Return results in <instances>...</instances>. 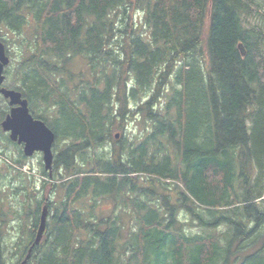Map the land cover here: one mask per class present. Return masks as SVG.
Masks as SVG:
<instances>
[{
    "label": "trees",
    "instance_id": "16d2710c",
    "mask_svg": "<svg viewBox=\"0 0 264 264\" xmlns=\"http://www.w3.org/2000/svg\"><path fill=\"white\" fill-rule=\"evenodd\" d=\"M129 7L148 38L123 26ZM3 26L25 54L16 90L56 136L42 174L63 198L32 193L22 214L0 196V264L16 220L13 264H264V0H0ZM136 113L142 137L113 136Z\"/></svg>",
    "mask_w": 264,
    "mask_h": 264
},
{
    "label": "rangeland",
    "instance_id": "374dc122",
    "mask_svg": "<svg viewBox=\"0 0 264 264\" xmlns=\"http://www.w3.org/2000/svg\"><path fill=\"white\" fill-rule=\"evenodd\" d=\"M116 23L117 26H122L120 15H117ZM127 24H131L133 27V30L139 34V32H142L144 34H140L141 38H148L146 34V26H141V16H138V13L135 11L134 8L129 7L125 16V23L123 26H126ZM1 34L6 39L4 41L8 54L11 58V65L6 69V82L5 86L12 89L18 88V82H19V65L23 61V56H25L24 52L22 51V48L17 43V34L12 33L9 31L7 27H0ZM149 34V31H147ZM116 36H114L115 38ZM113 38V39H114ZM205 38V37H204ZM115 42L113 44H109V47L115 46L118 42L122 43V40L115 39ZM204 48L205 44H202ZM204 56H206V52L204 49ZM71 69H73L75 72H88V66L82 59H75L72 61ZM101 69V68H100ZM88 75V79L92 80L93 76L90 74ZM125 79V78H124ZM153 93H155L153 91ZM152 95V94H151ZM166 100V97L164 95H159L157 101L161 103H155V108L159 109ZM159 106V107H158ZM11 106L9 105L8 101H6L3 97L0 96V124L2 122L3 113L6 112V114L9 113ZM42 113H44L46 116L51 115L52 109L47 110L45 106L40 107ZM134 111V109H132ZM5 114V116H6ZM131 119H127L124 123H121V127L123 129H120L118 126L116 127L115 131L113 132V136L116 133H120L121 135L130 139H135V137H142L143 134V128L142 125L137 121V113L133 115V117H130ZM150 124L147 123L148 130L150 129ZM9 136L4 133L2 130H0V196L3 197L6 196V199L8 198V206L6 207V211L12 210H19L22 211V214L24 213L25 207H28V205L32 208H34L36 202L32 197H29L30 194L36 196L37 201H41L43 198L48 199L51 203H58L63 198V194L61 192H58L53 189L52 183H45L44 180L45 177L43 176L42 172L45 170L44 168V162H43V155L42 154H35L32 157H26L23 153V148L17 144L9 143L8 139ZM107 148L105 149V153L111 152V148L113 146V140L108 142ZM116 145V144H115ZM118 145H116L117 147ZM4 152V153H2ZM21 152L24 155V158L21 159V162H23V165L15 164L14 160H18L21 158ZM57 153V152H56ZM146 180V182H145ZM142 185H148V180L144 179L142 181ZM157 187L158 191H161L162 188L157 184L155 185ZM172 188V186H171ZM170 190V188H169ZM172 190V189H171ZM18 192V193H17ZM167 192V191H166ZM170 192V191H169ZM19 194V195H17ZM31 198V200L29 199ZM159 204L162 205V201H158ZM100 206L102 207L101 211L104 216H110L118 211V207H114L113 202L109 201L106 203H100ZM116 208V209H115ZM53 211V209H51ZM182 222H185L187 224L186 232L192 233L194 235L201 234L202 236L204 233H209V231L204 230L200 226V222L193 218V216H188L185 213L182 214ZM123 222L125 224L126 231H128V227H131L133 224V217H130L128 215L124 216ZM18 221L11 222L8 224L9 226L5 228V245L10 246L9 249H7L6 256L9 258L7 264H13L15 258L13 255H11L14 251L12 246L19 242L21 234L18 228ZM20 224V223H19ZM196 226V227H195ZM14 227V230H11V228ZM124 231V233H126ZM7 261V259H6Z\"/></svg>",
    "mask_w": 264,
    "mask_h": 264
},
{
    "label": "water",
    "instance_id": "95a60500",
    "mask_svg": "<svg viewBox=\"0 0 264 264\" xmlns=\"http://www.w3.org/2000/svg\"><path fill=\"white\" fill-rule=\"evenodd\" d=\"M9 64L10 58L7 55L6 47L0 41V96L7 99L11 106L10 113L1 123V127L4 132L9 133V138L12 142L23 145L26 157H32L35 153H42L45 170L51 171L54 163L53 147L55 134L43 121L33 117L30 112L29 102L20 91L8 89L4 86L6 80L4 70ZM118 137L119 135L117 134L116 138ZM47 217L48 209L45 206L37 232L36 245L40 244L43 240ZM30 256L29 254L27 259Z\"/></svg>",
    "mask_w": 264,
    "mask_h": 264
},
{
    "label": "bare ground",
    "instance_id": "6f19581e",
    "mask_svg": "<svg viewBox=\"0 0 264 264\" xmlns=\"http://www.w3.org/2000/svg\"><path fill=\"white\" fill-rule=\"evenodd\" d=\"M237 1V0H236ZM242 6H244V5H242ZM201 8V7H200ZM240 10V9H239ZM223 11V10H222ZM237 21V20H236ZM246 24H248V23H246ZM242 25V24H241ZM261 33V32H260ZM256 35V34H255ZM259 39V38H258ZM238 40V39H237ZM248 40V39H247ZM252 40V39H251ZM2 42V41H1ZM4 45H5V43L4 42H2ZM249 44V43H248ZM253 45V44H252ZM256 45V44H255ZM255 45H253V46H255ZM246 46V45H245ZM5 47H6V45H5ZM243 47V46H242ZM257 47V46H256ZM250 48V47H249ZM251 49H253V47L251 48ZM257 50V49H256ZM6 51H7V47H6ZM248 52H249V49H248ZM241 53H242V51H241ZM244 53V52H243ZM7 55L9 56V54H8V51H7ZM251 55V54H250ZM9 58H10V56H9ZM248 58V57H247ZM247 60V59H246ZM11 65V58H10V64L8 65V66H6L5 67V70H4V75H5V77H6V69L9 67ZM251 70V69H250ZM245 75V74H244ZM247 77V76H246ZM7 78V77H6ZM257 79V78H256ZM256 81V80H255ZM254 82V81H253ZM258 83V82H257ZM245 84V83H244ZM259 84V83H258ZM249 88V87H248ZM257 88H258V86H257ZM261 91V90H260ZM255 92V91H254ZM256 93V92H255ZM263 94V93H262ZM261 95V94H260ZM254 96V95H253ZM261 97V96H260ZM260 97H258V98H260ZM260 100V99H259ZM262 100H263V98H262ZM263 102V101H262ZM255 103V102H254ZM260 105V104H259ZM258 111H260V110H258ZM42 121V120H41ZM44 122V121H43ZM45 123V122H44ZM46 124V123H45ZM249 125V124H248ZM46 126L52 131V129L46 124ZM53 132V131H52ZM54 133V132H53ZM258 133V132H257ZM256 139V138H255ZM262 139V138H261ZM55 141H56V136H55ZM247 141V140H246ZM252 141V140H251ZM55 144V143H54ZM22 148H23V145H20ZM46 172H48L49 173V175H50V177H52L53 176V168H52V170L51 171H48V170H45ZM234 197V196H233ZM254 200V199H253ZM176 239H177V237H176ZM179 241V240H178ZM179 243V242H178ZM174 247V246H173ZM206 247V246H205ZM140 249H141V247H140ZM141 251V250H140ZM208 251V250H207ZM146 253H148V252H146ZM134 254V253H133ZM139 253H137V255H138ZM158 254V253H157ZM180 255V254H179ZM139 257V256H138ZM156 257V256H155ZM181 258V257H180ZM148 259V258H147ZM179 259V258H178ZM200 260V259H199ZM106 261V260H105ZM163 261V260H162ZM179 261V260H178ZM202 261V260H201ZM153 264V263H152Z\"/></svg>",
    "mask_w": 264,
    "mask_h": 264
},
{
    "label": "flooded vegetation",
    "instance_id": "af4514ba",
    "mask_svg": "<svg viewBox=\"0 0 264 264\" xmlns=\"http://www.w3.org/2000/svg\"><path fill=\"white\" fill-rule=\"evenodd\" d=\"M48 214H49V211H48Z\"/></svg>",
    "mask_w": 264,
    "mask_h": 264
}]
</instances>
